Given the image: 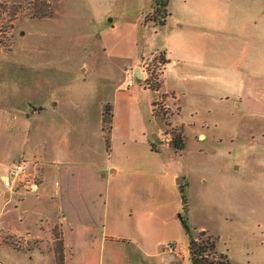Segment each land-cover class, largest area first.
<instances>
[{
    "label": "rangeland",
    "instance_id": "rangeland-1",
    "mask_svg": "<svg viewBox=\"0 0 264 264\" xmlns=\"http://www.w3.org/2000/svg\"><path fill=\"white\" fill-rule=\"evenodd\" d=\"M156 2L0 0V117L7 113L13 128L0 137V159L6 155L0 177L25 157L32 183H40L36 156L23 148L41 144L44 135L52 144L47 112L59 101L53 121L62 119L79 149L99 146L105 169H119L110 177L106 221L108 235L118 237L107 244L123 261L158 264L169 256L164 244L178 242L185 247L184 264H193L186 219L195 237L204 231L200 240L215 242L208 260L264 264V0H171L173 17L186 21L172 34L152 33L165 24L157 16L168 17L170 10L168 0L160 17ZM190 24L204 27L200 38ZM182 42L190 54L188 75L179 84L165 81ZM167 47L172 58L162 50ZM137 68L147 79L139 82ZM199 71L204 79L192 80ZM142 88L155 91L152 106ZM108 104L112 116L104 113ZM154 123L155 137L149 132ZM175 140L184 147L176 148ZM176 177L185 179L183 186ZM22 197L7 205L0 197L4 221L62 222L39 205L24 218L25 205L14 207ZM94 244L86 248L87 264H95ZM141 244L158 245L160 255L150 260L139 248L132 251ZM54 247L55 263L63 264L62 238Z\"/></svg>",
    "mask_w": 264,
    "mask_h": 264
},
{
    "label": "crops",
    "instance_id": "crops-1",
    "mask_svg": "<svg viewBox=\"0 0 264 264\" xmlns=\"http://www.w3.org/2000/svg\"><path fill=\"white\" fill-rule=\"evenodd\" d=\"M169 7V15L165 19V24L160 28L152 29V33L166 34L168 31L170 34L174 32L181 33L186 26L185 20L173 17L171 0L169 2ZM193 20L194 22H198L200 19L195 16ZM190 25L193 27L192 32L194 36L200 38V34H202L200 28L204 27L197 24ZM143 26L147 28V30L149 29V26L144 23ZM181 44L183 49L181 57L180 59L172 60V65L169 66L166 71L165 81H174V83L176 82L179 84L188 75V71L184 67V64L188 65L186 57L189 59L190 54H187L188 50L185 42ZM170 48L171 47L161 49L165 50L167 55L172 58L173 53ZM161 49H156L154 51ZM154 51H151V53ZM135 62L137 65L141 61L138 60ZM195 62L199 64L202 61L196 60ZM170 67L171 69H169ZM181 68H183V72H179ZM203 77H205V75L199 71L195 73L191 79L203 80ZM213 77L214 74L211 73L208 78L213 79ZM142 79H138L139 82H141ZM143 89L146 93L145 98H147L150 106H152L156 94L155 91L149 88H142L141 90ZM134 91V94L138 93V90L135 89ZM53 103V109L47 112L53 122L49 129L52 135V144L47 145L45 143L44 139L47 140V137L44 135L43 138L38 139L41 144L38 143L36 145L34 144L32 147L28 146L23 148L29 157L36 156L39 172H43L40 175V183H32L33 180L30 179V172H32L30 171V167L32 165L31 161H28L26 176L22 178V181L17 183V186L13 190H9L4 186L2 177L6 176L9 169L14 165L6 166V173L0 177V197L4 200V205H7L14 202V198L17 199L22 195L21 201L19 203L16 202L14 207L21 204L25 205L26 208H24L23 213L24 218L25 214L29 213L32 207H37L39 205L43 207L44 211H41L42 213L49 214L53 218H62V222L36 223L31 226L32 224L24 223V219L19 220L22 223H15L10 220L4 221L3 218L0 217V259L3 262L2 264H8L10 261H15V264H18L23 260L27 261L26 263L28 264L32 263L34 260L36 264H56L57 251L55 250L54 244L56 240L60 238L63 240V264H87V262H90V257H88L89 250H86V248H92L95 242L96 244H94L93 248L96 247L97 249L98 243L99 247L96 251V258L92 259L91 262L95 264H133L129 258L123 261L116 253L118 249L107 244L108 241L118 240V237L108 235L109 225L106 218L109 215L111 196V187L109 185L111 182L110 177H115L119 169L113 166L105 169L106 165L98 159V152L100 151L99 146L92 144L93 147L88 151L79 149V145L76 144V142L73 143V139L69 137L67 130L63 129L64 125L62 119H55L53 121L51 112L55 111L56 114V107L59 101L54 102L53 100ZM8 117L7 113H3V116L0 117V137L1 134L6 131L10 130L13 132V128L9 126L11 121ZM155 125L156 123L149 129V132L153 133V137H155V132H153ZM41 126L42 125L38 124L35 126V129L37 127L41 128ZM146 132L144 133L145 135ZM38 133L40 135L42 134L41 129L38 130ZM146 140L150 147L153 146V149L158 150V153L163 152L160 144L150 142L149 137ZM156 140L157 142L159 141L158 138H156ZM48 152L51 154V157L47 155ZM5 158L6 155L4 151V155L0 159V162ZM103 170H107L108 173L102 172ZM184 183L185 179L183 177H176L177 185L183 186ZM37 199L39 200L37 201ZM46 207L48 210H45ZM58 224L59 226H57ZM144 229L145 228H143V231L146 232ZM15 238H17L18 240L16 241L19 242H16ZM157 247L158 245L153 244V246L148 249L141 244L139 246L135 245L132 251L134 252L136 248H139V251L151 260L152 257L157 258V255H160ZM163 252L168 253L169 256L165 259L161 258L162 261L157 260L158 264H161V262L162 264H184V254L183 256H176L168 252L165 247ZM19 254L24 255L20 260L16 259ZM44 254H46L47 257H44Z\"/></svg>",
    "mask_w": 264,
    "mask_h": 264
},
{
    "label": "trees",
    "instance_id": "trees-1",
    "mask_svg": "<svg viewBox=\"0 0 264 264\" xmlns=\"http://www.w3.org/2000/svg\"><path fill=\"white\" fill-rule=\"evenodd\" d=\"M156 4H158L157 7H159L158 12L161 11V15H160V17H161L165 13L164 7H166L168 5V0H157ZM165 19H166V15H164L160 19L157 16L156 20L163 24V23H165L164 22ZM111 110H112V108L108 104L104 113L109 115V116H112ZM107 115H106V117H107ZM174 146L176 148H179V149L184 147L183 142H181V140H175ZM184 202L186 203V198H184ZM185 220H183L184 226H185L186 230L188 231V233H190L189 249H190V256H191L193 264H216V262L214 260H208L207 257L205 256L209 248H213V249L215 248V242L213 240L210 241L209 238H207L206 241L204 239L200 240V235L204 234V231H201L200 232L201 234H199L198 237H195L190 232V228L188 226V223ZM222 264H228V261H225Z\"/></svg>",
    "mask_w": 264,
    "mask_h": 264
},
{
    "label": "built area",
    "instance_id": "built-area-1",
    "mask_svg": "<svg viewBox=\"0 0 264 264\" xmlns=\"http://www.w3.org/2000/svg\"><path fill=\"white\" fill-rule=\"evenodd\" d=\"M143 79H147L145 73H143ZM129 84H134L133 79L129 80ZM28 161V159L22 158L16 165L9 169L6 176L2 177V182L6 188L13 190L17 186V183L22 181V178L25 177L27 173ZM164 247L168 252L176 256H183L185 253V247L183 244L178 242H168L164 245Z\"/></svg>",
    "mask_w": 264,
    "mask_h": 264
},
{
    "label": "water",
    "instance_id": "water-1",
    "mask_svg": "<svg viewBox=\"0 0 264 264\" xmlns=\"http://www.w3.org/2000/svg\"><path fill=\"white\" fill-rule=\"evenodd\" d=\"M136 77H137V79H142L143 78V75L140 73L139 68L137 69Z\"/></svg>",
    "mask_w": 264,
    "mask_h": 264
}]
</instances>
